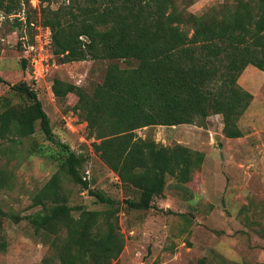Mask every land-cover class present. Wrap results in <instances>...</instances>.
<instances>
[{"label":"trees","instance_id":"1","mask_svg":"<svg viewBox=\"0 0 264 264\" xmlns=\"http://www.w3.org/2000/svg\"><path fill=\"white\" fill-rule=\"evenodd\" d=\"M39 1L37 10L31 0H0V14L25 11L27 22L16 20L31 28L29 11L38 12L39 21L52 30L53 52L62 63L109 61L104 81L93 93L60 78L54 79L52 91L61 101L77 97L73 111L87 123L93 152L133 193L123 201L127 208H153L163 198L169 176L176 188L186 190L205 158L184 145L164 146L150 135L140 137L139 129L205 123L218 114L226 135H243L238 123L254 96L239 79L249 66L264 71V0H223L201 15L190 11L194 0H65L69 3L57 9L53 0ZM131 60L137 65L124 68L119 62ZM0 82H5L2 77ZM9 86L7 96L0 97V151L6 143L33 137L38 126L59 149L35 146V153L57 166L33 197L32 206L41 209L20 217L0 205V219H26L36 233L51 238L54 264H112L126 245L119 202L89 187L82 175L86 155L56 140L32 85ZM63 178L88 190L106 209L71 206ZM8 185L0 168V188ZM3 233L0 226L1 252L8 247Z\"/></svg>","mask_w":264,"mask_h":264},{"label":"rangeland","instance_id":"2","mask_svg":"<svg viewBox=\"0 0 264 264\" xmlns=\"http://www.w3.org/2000/svg\"><path fill=\"white\" fill-rule=\"evenodd\" d=\"M221 2L194 0L190 11L201 15ZM68 3L53 0L52 8ZM29 12L32 23H39V13ZM16 19L0 14V77L5 81L0 82V97L7 96L9 85L30 83L51 119L56 140L86 155L82 175L89 187L119 202L118 220L126 245L112 264H264V71L249 66L239 79L241 87L254 96L238 123L241 137L226 135L223 116L218 114L205 123L155 126L136 132L140 137L150 135L164 146H187L204 153L205 158L201 167L193 170L186 190L176 188V180L169 176L164 196L156 199L153 208L131 210L123 201L133 193L122 187L118 176L93 152L87 123L73 111L77 97L61 101L52 91L54 79L60 78L93 93L103 83L109 61L62 63L56 57V65L33 85L29 68L23 67L20 40L24 35L31 39L34 29ZM119 62L124 68L137 65L134 60ZM42 144L59 149L46 140L38 126L33 137L19 144L6 143L4 152L0 151V168L9 177V185L0 188V205L10 216L26 217L41 209L32 206L33 197L57 171L47 156L35 153V146ZM63 185L71 206L106 209L68 178H63ZM74 214L78 217L79 212ZM248 220L260 226H249ZM0 226L8 245L5 252L0 251V264L56 262L52 239L36 233L28 220L16 223L8 217L0 219Z\"/></svg>","mask_w":264,"mask_h":264},{"label":"built area","instance_id":"3","mask_svg":"<svg viewBox=\"0 0 264 264\" xmlns=\"http://www.w3.org/2000/svg\"><path fill=\"white\" fill-rule=\"evenodd\" d=\"M34 9H38L39 0H31ZM18 16L23 22L26 21L25 11ZM31 28L34 29L32 38L29 39L26 35L21 37L22 58L29 68L30 78L32 81L39 82L48 74L51 66L56 65V56L53 52L52 30L48 26H44L41 22L31 23Z\"/></svg>","mask_w":264,"mask_h":264}]
</instances>
